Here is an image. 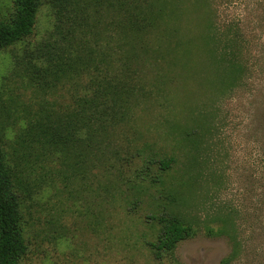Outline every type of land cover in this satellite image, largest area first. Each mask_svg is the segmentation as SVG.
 Instances as JSON below:
<instances>
[{
  "label": "rangeland",
  "instance_id": "1",
  "mask_svg": "<svg viewBox=\"0 0 264 264\" xmlns=\"http://www.w3.org/2000/svg\"><path fill=\"white\" fill-rule=\"evenodd\" d=\"M39 1L0 51L19 264H264V0H156L164 21L138 35L127 22L152 0ZM170 212L192 234L156 260Z\"/></svg>",
  "mask_w": 264,
  "mask_h": 264
},
{
  "label": "trees",
  "instance_id": "2",
  "mask_svg": "<svg viewBox=\"0 0 264 264\" xmlns=\"http://www.w3.org/2000/svg\"><path fill=\"white\" fill-rule=\"evenodd\" d=\"M155 1L152 0L142 14L135 13L134 21L129 20L127 22V27L133 35H138L140 32L141 34H147L155 30L160 22L164 21L166 17L164 5L160 3L156 7ZM39 6V0H13L9 18L0 21V51L22 41L31 34ZM212 28L211 23L205 25L204 38L211 39L213 37ZM227 48L224 49L227 50ZM224 49H222L221 56L218 57V63L219 65L225 64L224 67L220 65L225 77L232 76L238 66L233 52L229 53L228 58ZM59 68L53 71L54 74L57 73L56 77L64 72ZM68 124L72 129L73 124L71 122ZM161 166L165 168L167 166L166 162L162 163ZM20 181L18 174L7 164L4 153L0 148V264H19L26 251L21 230L20 206L23 191L20 187ZM157 225L159 231L155 241L149 244L152 256L156 260L163 253L171 252L177 243L192 234L191 226L173 212L158 218ZM223 226L211 234L225 235ZM232 253H235V250ZM225 262L224 260L222 264H225Z\"/></svg>",
  "mask_w": 264,
  "mask_h": 264
}]
</instances>
